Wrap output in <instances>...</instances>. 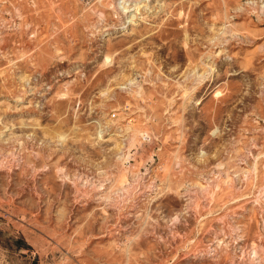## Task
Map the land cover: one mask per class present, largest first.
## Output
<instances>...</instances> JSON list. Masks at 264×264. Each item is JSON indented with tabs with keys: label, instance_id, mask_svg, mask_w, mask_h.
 <instances>
[{
	"label": "rangeland",
	"instance_id": "rangeland-1",
	"mask_svg": "<svg viewBox=\"0 0 264 264\" xmlns=\"http://www.w3.org/2000/svg\"><path fill=\"white\" fill-rule=\"evenodd\" d=\"M0 264H264V0H0Z\"/></svg>",
	"mask_w": 264,
	"mask_h": 264
}]
</instances>
